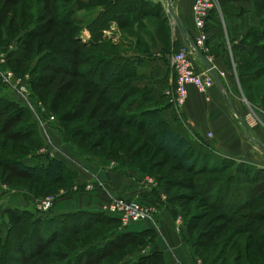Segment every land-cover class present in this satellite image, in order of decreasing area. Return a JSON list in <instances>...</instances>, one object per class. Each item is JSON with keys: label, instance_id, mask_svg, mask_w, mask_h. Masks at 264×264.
I'll use <instances>...</instances> for the list:
<instances>
[{"label": "trees", "instance_id": "trees-1", "mask_svg": "<svg viewBox=\"0 0 264 264\" xmlns=\"http://www.w3.org/2000/svg\"><path fill=\"white\" fill-rule=\"evenodd\" d=\"M0 1V37L4 34L6 40L11 37L10 35L12 33L18 31V29H15L18 25L17 18L21 21L20 28H22L26 24L25 17H31L32 12L30 11V14H28L26 11L21 13L17 10L9 15V12L17 3L9 5V0ZM240 1L254 3L256 16L260 18L261 24L260 28H251L248 31L247 35H252L254 40L250 44L251 50L249 54H241L238 57L240 59H236L238 69L239 66H242L243 60H245V65L250 66L264 62V0H225L224 6L221 5L222 12L224 11L230 17L234 16L238 10L240 12L244 8L240 5L238 7L239 9L235 10L233 7H229V5L230 3ZM108 2L106 4L104 1L93 2L94 4L104 6L98 14H95V20L105 17V21L98 28L93 25L95 20L89 24L92 34V40L89 42V46L92 47V50L91 53L84 54L85 57H83L82 53L76 47L66 45L73 37L79 39L74 32V27H71L72 23L76 22L74 18H71L74 11L70 8L67 11H63V13L58 12L53 9L54 7L46 5L47 3H45L43 7L39 8L38 15L41 14L40 19L46 20L45 22L47 23H36L35 26H38L36 30L31 29L19 38V42H22V45H20L18 51L20 49L23 51L20 52L18 58L20 59L27 55L34 38H43L44 36L50 35L49 40H47L49 41V48L47 47L44 56H48L52 62L56 61L57 64L62 60H67L70 63H67L64 67H59L56 63H48L49 65L45 68L46 70H51L53 74L38 73L34 84L38 88L49 89L50 96L48 100L52 106L57 103L61 105L65 98L72 99L64 103L65 108H63L62 116L64 114L65 117L63 116V120H73L84 116L85 106L92 102L97 92L102 94L101 97L104 96L108 104L106 106H99L96 102L97 104L92 107L90 111L91 116L88 119H85L84 122L78 125L72 126L71 129L69 127L66 129L68 134L75 136L76 134L91 136L100 132L98 139L89 143V150L80 147L67 133L65 140H71L84 153H92V150L103 146L107 142V137L110 134L121 132L123 123L131 125L132 127L136 126L140 130L143 128L144 134L148 133L152 136L151 142L155 144L156 150H159L160 153H166L169 157L177 160L193 174L189 179L191 183L187 187L203 196L201 198L205 200L203 206L220 209L221 212L217 216V219L226 220L227 222L226 225L221 227L222 229L220 231L216 230L215 227L214 229L209 228L211 229L210 231L199 233V242L195 243V245L201 247L209 246L210 243L215 241V237H218L224 229L231 226L230 231L222 239L218 240L219 249L217 246H214V249H212L213 251L218 249V251L215 257L211 258V264H217L219 262V264H240L243 259L250 258L256 246L261 245L264 240V169L251 166L247 161L221 158V156L207 149L205 145L197 141H191L188 137L189 133L183 126V128H179L169 123L167 124L160 117L161 111L159 108L152 110L141 108L144 100L142 99L139 102L137 97L130 100L125 108L126 111L140 109V113L127 115L126 111H124L121 116L114 115L113 117H107L108 112L111 110L118 111L121 103L128 100L131 95L133 96L138 88L133 84L132 74L128 71V69H134V66L132 67V63H130L128 58L122 55V51L120 54H117L116 52L112 53L106 50H96H99L103 46L101 45L102 42L110 38V36L105 35V31L112 26V23H115L119 29H123L127 26L126 18L128 12L134 11L136 7L142 10V7H139L140 0H108ZM26 7L27 3L22 1L21 8L25 10ZM47 8H50V12L46 11ZM233 11H235V14H232ZM138 12L140 11L138 10ZM155 16L158 17L159 14H155ZM122 18V24H120L119 19ZM41 41L37 43V46L43 44ZM81 57L82 59L85 58L83 61H94L92 65L95 66V70H92L91 67L89 71L84 69L78 70L75 67L69 66V64L73 66L80 65V61H82ZM245 57L249 58L245 59ZM254 73L263 74L264 64L259 66ZM59 74H63V76L66 74L73 78H79V76L86 78L85 82L87 85L82 88L79 87V94L74 98V96L69 95L72 88H77V82L73 79L66 80L63 77L57 85L50 88L51 84L58 80ZM102 100H104L103 97ZM6 101L8 103L3 108H7L6 111L10 110V112L5 119L3 118L0 121V134L6 136L2 142L1 149L5 150L7 148L5 153L10 152V154L14 155L7 156V154L0 152V165L4 167L9 165L17 168V172L26 176L31 180V183L35 182L43 186L47 184L50 186L52 184L51 187L55 186L56 191L63 186H71L73 184V176L67 171L64 161L50 157L46 164L29 165L24 161L22 156L15 155L14 152L18 148L17 142L26 141L30 138L33 125L29 127L21 125L13 131H8L5 121L6 118H9V121H19L21 116L28 111L24 106H19L15 101ZM1 109L2 107L0 106V115L3 114ZM100 110H102V115L97 119L95 116ZM92 120L95 121L92 122ZM84 124H88L90 127H87L91 130L88 134H86L88 130H86ZM19 133L22 136H18ZM7 140H12V144L8 146ZM194 145H196L197 149ZM22 146L25 149L27 145L21 144L19 147L22 148ZM203 147L205 149L204 152L200 150L201 148L203 150ZM206 153L210 154V156ZM110 155L112 154L110 153ZM140 170L144 172L143 169ZM224 172L227 174L224 175ZM26 194L28 193L26 192ZM24 197L30 203H33L31 197L27 195H24ZM194 199V196L190 197L189 202ZM9 210L11 211L8 213H12L10 215V227L5 239L0 236V248L2 249L0 251V264H14L16 262L20 264H31L28 260L43 256L45 252L47 254V251H45L46 247L57 238H65L67 234L77 235L81 232H89L96 224L121 225L117 217L105 211L84 210L53 214L51 213L53 208L48 212H41L35 207L31 209L28 206L24 208L12 206ZM36 213L38 214L37 216ZM202 217V215L198 214L195 218H191V220H202ZM194 223L191 222L192 225ZM195 224L193 229L197 228ZM105 235L98 242L101 243L104 241V244H96V241L76 249L73 258H71L73 260L72 264H99L105 258L111 257L115 253L123 250L127 244L145 246L147 242L152 241L154 238L153 231L134 232L116 230L112 231L110 235ZM186 238L188 239V236ZM187 241L193 248L195 256H197L195 245H192L189 239ZM70 244L75 246V243ZM50 253L52 255H58L55 249ZM62 254L66 257L70 255L65 251H62ZM131 257L132 262L129 259L120 264H154V261L155 264L156 261H158V264H163L164 261L161 252H140L135 256L131 255ZM154 257H157V260ZM228 259H232V263H227Z\"/></svg>", "mask_w": 264, "mask_h": 264}, {"label": "rangeland", "instance_id": "rangeland-1", "mask_svg": "<svg viewBox=\"0 0 264 264\" xmlns=\"http://www.w3.org/2000/svg\"><path fill=\"white\" fill-rule=\"evenodd\" d=\"M22 1H25L27 3V7L25 10L21 8ZM94 1L95 3H97V1H104L105 4L108 2V0H9V5H13L14 3H17V5L11 9L9 15H11L13 11H17V10L21 13L23 11H26V13L28 14H30L29 13L30 11L32 13H31V17L30 16L25 17L26 24L22 28H20L21 21H19L17 18L18 25L17 26L15 25L16 26L15 29H18V31L12 33L10 35L11 36L10 38L5 40L6 37L4 34H2L0 37V54L5 56V69L11 71L16 78L19 79H23L25 77L29 78L28 83H29L30 97L33 100L38 99L42 101L47 111L53 114L56 118L55 122L52 123V126L55 128V130H53L55 134L57 135L61 134L64 140L67 137V135L71 136L70 138L76 141L80 145V147H82L85 150H89L88 149L89 143L97 140L100 132H97L95 133V135H91V136L90 135L82 136L79 134H76L75 136L73 134H68L66 129L67 127L71 129L72 126L78 125L79 123L84 122L85 119H88L91 116L90 111L95 104L98 103L99 106L108 105L104 96H102L104 99L102 100L101 97L102 94L100 92H97L92 102H90L87 106H85L86 108H85L84 116H82L81 118L64 121L63 116L65 117V115L63 114L62 116L63 108H65L64 103L72 99L65 98L61 105H58L57 103L56 105L52 106L48 100L50 96L49 89L38 88L34 84L35 79H37L38 73L44 72L46 74H53L51 70L49 69L46 70L45 67L49 65L48 63L54 64L56 63V61L52 62L48 56H44L47 47L49 48L48 46L49 41L47 40H49L50 35L44 36L43 38H38V37L34 38L32 45L29 49V52L23 58L20 59L18 58L20 52L23 51L22 49L18 51V49L20 45H22V42H19L20 37H22L25 33H27L31 29L36 30L38 28V26H35L36 23H47L45 22L46 20L40 19L41 14L38 15L39 8L43 7L44 4L47 3L46 5L54 7L53 9L58 12L63 13V11H67L70 8L72 9V11H74V13H72L71 15V18H74L76 22L72 23L71 27H74V32L76 33L77 38L79 39L73 37L70 42L66 43V45L76 47L77 50L80 51V53H82L83 57H85L84 54H89L91 53L92 50V47L89 46V42L92 40V36H91L92 34L90 32L89 24L93 20H95V14H98L99 11L104 7L99 4H94L93 3ZM219 2L220 5L224 6L225 0H219ZM245 2H250V1H240L237 3H230L229 7H233L235 10H237L239 9L238 7L241 4H244ZM250 3L253 4L254 10H253V15H250L249 19L247 18L246 15L243 16L244 13L246 12L245 8L243 10H240V12H238L239 11L238 10L236 14L235 11H233L232 14L235 15L231 17L228 14H226L224 11L223 14L217 13V11H215L211 15V18L214 17L215 20V22L212 21L213 22L212 24H219V29L222 32L223 36H224V32H227L229 33L230 36H232L233 29H235L233 27L234 23H237L238 25H244L247 21L251 23L252 20L255 22L254 24L249 26L250 27L249 29L260 28L261 20L260 18H257L256 12H254L255 11L254 3L253 2ZM139 5H140L139 7H142V10L136 7L134 11L128 12L126 18L127 26L125 28L119 29L118 26H115L116 25L115 23H112V26L105 31V35L110 36V38L102 42L101 45L103 46L96 51L106 50L107 52H112V53L116 52L117 54H120L122 49L125 48V47L123 48V46H131L134 47L135 50L137 48L140 51L148 52L151 51L152 48H156L158 43H161L162 51L164 53L171 52L172 56H174L179 52L181 46L178 45V43L175 40V36L173 34L175 32L178 33V30L168 11V0H140ZM138 10L140 12H138ZM46 11L50 12V8H47ZM155 14H159V16L157 17L155 16ZM222 16H224L225 24L221 20ZM261 19H263V17H261ZM122 20L123 18L119 19L120 24H122L121 23ZM104 21H105V17H101L100 19L95 20L93 25L97 26L98 28L101 25V23H104ZM236 29H235L234 40H237L239 38L243 40L245 34L237 33ZM227 33H225V35ZM211 38L212 37L209 36V32H207V37L205 39L203 51L202 50L201 51L214 55L217 54L220 55V53L222 52L221 54L224 57V60L226 62L227 61L231 62L230 60L231 53H228L227 49H226L227 50V54H226V50L221 51V49H219L218 51L215 47L211 49V47L208 46V42L211 40ZM253 40H254L253 36L250 35L246 38L245 43L249 44ZM40 41L43 42V44L37 46V43H39ZM192 51H190L189 56L192 61L193 67L196 70H198L195 63V55L193 53L194 51L193 52ZM84 59L85 58H83L82 61ZM82 61H80V65L78 66H73L71 64H69V66L75 67L78 70L84 69L89 71L90 67L92 68V70H95V66L92 65L94 61H83V62ZM67 63L70 62H68L67 60L66 61L62 60L59 62V64L56 63V65H58L59 67H64V65H67ZM231 66L232 65H230V68ZM225 67H227V65ZM63 77L66 80L73 79L77 82L76 84L77 88H75L76 90L72 88L71 92L69 93V95L74 96V98L79 94L78 92L79 87L82 88L87 85L85 82L86 78L83 77L81 78L80 76L79 78H73L72 76H68L66 74H64V76L63 74H59L58 80L55 81L53 84H51L50 88H53L55 85H57L59 80L62 79ZM171 96H172L170 97L171 100L170 105L172 106L171 113L174 114V118L173 121H171V123H173V125L177 127H181L179 126L182 125V122H180L179 120L181 119V117H178L179 106L175 101V97L173 95ZM16 97L18 101L16 100ZM136 97L137 95L136 96L131 95V97L128 100L121 103L120 109L118 111L115 112V110H111L110 112H108L107 117L110 116L113 117L114 115L121 116L122 113L126 111L125 107L127 103L130 100L135 99ZM1 99H3L2 101H6V100L15 101L19 106H24L28 111L24 113L23 116H21L19 121H9L10 119L6 118L5 121L7 124L8 131H13L18 127H20L21 125H24L25 127H29L30 125H33L31 128L32 133L30 134V138L26 141L20 140L21 142H17L18 148L14 152L15 155H20L25 160L27 158H37L41 155L46 154L47 151L45 148H43L46 142V136L43 131L42 134L44 135L45 138L41 136V132L39 133V128L41 127L40 129L42 128L44 129V127H42L41 124L37 122L33 114V110L29 106H27L24 98H22V95L18 91H16V89L11 85L9 84L5 85L2 83V73L0 72V100ZM143 100L144 103L141 108L148 109L158 106V102L153 97H145ZM2 101H0V106L2 107L1 112H3V114L0 115V121L3 118L5 119V117H7L10 112V110L6 111L7 108H3L8 102L7 101L2 102ZM165 101L167 103V99H160L161 105H165L162 104L165 103ZM140 111H141L140 109H135V110L126 111V113L128 115L131 113H140ZM101 115H102V110H100L95 117L98 119L99 117H101ZM93 121L95 120H92V122ZM84 125L86 126V130H88L86 134H88L91 131L90 129L87 128L89 127V125L88 124H84ZM53 131L52 133H54ZM143 132H144L143 128L142 130H140L136 126L132 127L131 125H127L123 123L121 126V132L110 134L107 137L108 138L107 142L103 146L98 147L95 150H92L91 152L94 155L111 157L117 162L123 164L124 166L127 165L130 167L143 169L144 172L148 174V176L158 181L161 188L163 189V192L167 197V200L175 206L176 213L180 216V219L182 221L184 233L186 236H188V239L192 243V245H195V243L199 242V236H198L199 233L210 231L215 227L216 230L220 231V229H222L221 227L227 224L226 220L217 219V216L219 215L221 210L218 208H211L210 206L209 207L203 206V203L205 201L204 198L201 199L203 196L197 194L195 190L187 187V185L191 183L189 179L193 174L190 173L187 168H184L182 164H180L177 160L169 157L166 153H160L159 150H156L155 144L151 142L152 136L148 133L144 134ZM19 135L22 136L20 133L18 134V136ZM5 137L6 136L4 134H0V152H2V154H7V156H12L14 154H10L9 151H8L9 153H5V151H7V148L5 150L1 149V145L3 140H5ZM7 141H8V146L12 144V140H7ZM67 142H72V141L67 140ZM21 144L27 145L25 149L24 146H22L23 149L19 147ZM194 146L197 149L196 145ZM111 148H112V152H111ZM200 150L202 152L205 151L204 147L203 150L202 148ZM110 153L112 155H110ZM257 153H258L257 160L254 161L248 160L247 162L250 163L251 166L264 169V152L257 147ZM208 156H210V154H208ZM241 161H245V160H241ZM196 164L200 165L198 163ZM16 169L17 168H13L9 165L5 167L0 165V182L2 184L7 185L10 190L14 191V193L11 195L9 194L5 195V197L1 199V203H0V236L3 239L6 238L8 229L10 227V215L12 213H8L9 211H11L9 210V208L12 206H17L18 204V201L15 198V194L17 195L20 194L25 196L27 195L31 197L33 199V203H30L28 199L24 197L28 202V207L31 209L32 208L34 209L33 205L37 200L45 199L47 197H54L56 199L57 191L55 190V186L51 187L52 184H50V186H48L49 184L43 186L35 182L31 183V180H29L26 176H23L22 173L17 172ZM223 174L225 175L227 173L224 172ZM26 192L28 194H26ZM193 196L195 197V199L189 202L190 201L189 198ZM51 213H53V211ZM198 214L203 216L202 220H198V219H196L195 221L191 220V218H195V216H197ZM37 215L38 214L36 213V216ZM191 222H195L196 224L195 223L194 224L197 225V228L193 229L194 224L192 225ZM230 229L231 226L227 227L223 231L221 230L222 231L221 234L218 237H215V241L210 243L209 246L207 247H201L199 245L194 246L196 255L203 260L204 264H211V258L215 257L219 249L218 240L222 239L230 231ZM116 230L123 231L127 229H123L122 226L119 224H113V225L96 224L89 232H81L77 235L67 234L65 238L61 237L53 240L46 247L45 251H47V254L45 252L43 256H38L33 260L31 259L32 261L28 260V262L31 264H72L73 260L71 258H73L76 249L81 248L83 245L94 243L96 241H97L96 244H100V245L104 244V241L98 243L101 241L100 238L103 237V235L105 234L110 235L112 231H116ZM24 237H28V236H24ZM70 243H75V246H72ZM214 246H217L218 249L216 248L217 250L213 251L212 249H214ZM54 249L57 251L58 255H52L50 253ZM1 250L2 249L0 248V251ZM62 251L68 252L71 256L70 255L68 257L64 256V254H62ZM146 251L147 248L145 246L139 244H127V246H125L123 250H121L118 253H115L111 257L105 258V260L101 261L99 264H120L122 262L131 259L132 258L131 255L135 256L140 252L146 253ZM154 258L155 260H157V257ZM227 263H232V259H228ZM14 264H20V263L16 262ZM156 264H158V261H156ZM240 264H264V240L263 243H261V245L256 246L250 258L243 259Z\"/></svg>", "mask_w": 264, "mask_h": 264}, {"label": "crops", "instance_id": "crops-1", "mask_svg": "<svg viewBox=\"0 0 264 264\" xmlns=\"http://www.w3.org/2000/svg\"><path fill=\"white\" fill-rule=\"evenodd\" d=\"M172 2L188 29L190 39L193 41L200 33L192 10L194 0H172ZM241 5L246 10L243 16L246 15L249 19V16L253 15V4L245 2ZM221 20L225 24L224 16ZM212 21L215 22L214 17L209 19L207 27V32L212 37L208 46L211 49L215 47L218 51L219 49L221 51L227 49L228 53H231V62L224 60L222 52L220 55L203 53L220 72L227 93L242 117H237L235 112L231 110L225 95L216 83L205 92L200 91L195 85L189 84L187 98L178 112V117H181L179 120L182 122L179 128L184 127L189 133L188 137L191 141L205 145L207 149L221 156V158L254 161L258 159V146L247 137L242 121L247 123L250 134L264 144V73H254L264 62L250 66L245 65V60H243L242 66H239L238 69L236 59H240L238 57L241 54H249L251 43L246 44L245 41L250 30L249 26L255 21L251 20V23L247 21L244 25L234 23L233 27L237 28L236 32L245 34L243 40L240 38L234 40L235 29H233L232 36L227 32H224L223 36L219 24H212ZM177 30L178 33L173 34L178 45L182 47L189 41L183 37L178 27ZM225 33L227 34L225 35ZM123 48L122 55L128 58L132 67L134 66V69H128L132 74L133 84L138 88L133 96L137 95L139 102L145 97L155 98L158 106L148 109L159 108L160 117L167 124L173 125L171 121H173L174 114L171 113L172 106L170 105V97L174 95L173 88H175L172 53H164L161 43H158L156 48H152L148 52L140 51L137 48L135 50L131 46H123ZM193 53L198 70L208 69L196 50ZM247 58L249 57H245V59ZM226 65L227 67H225ZM230 65H232L231 68ZM160 99H167V103L165 101L162 103L165 105H161ZM40 128L41 136L45 138L42 131L46 136L43 148L46 149L47 153L37 158L25 159L27 164H46L50 157H55L64 161L67 171L73 176V184L85 185L96 179H101L108 186L106 190H94L86 193L73 191V186L59 188L56 192L53 214L84 210L105 211L104 206L114 196L137 197L145 202L158 203L159 211L154 219L136 222L127 230L134 232L153 231V240L145 244L146 253L161 252L164 259L163 264H193L194 250L187 241L180 216L176 213L175 206L167 200V197L166 200H161L165 193L158 181L156 186L152 185L148 181V174L139 168L124 166L108 156L84 153L74 143L64 140L61 134H55L53 131L55 128L52 125L46 130ZM15 198L18 201L17 206H28L24 195L15 194Z\"/></svg>", "mask_w": 264, "mask_h": 264}, {"label": "built area", "instance_id": "built-area-1", "mask_svg": "<svg viewBox=\"0 0 264 264\" xmlns=\"http://www.w3.org/2000/svg\"><path fill=\"white\" fill-rule=\"evenodd\" d=\"M192 10L196 26L200 30L199 35L195 37L193 42L198 49L203 51V46L207 37L209 19L215 11L220 14L222 13L221 5L219 0H194ZM192 50L194 51L195 48L190 42H188L180 48L179 52L175 54L172 59V67L175 74L173 96L175 97V101L179 108L184 104L187 98V87L189 84L195 85L203 92L215 85V78L209 69L199 71L193 67L189 56L190 51ZM0 72L2 73V83L5 85H11L22 95L27 106L33 110L35 119L42 127L47 129L53 122H55V116L47 111L43 102L38 99L33 100L30 97L29 78H16L11 71L5 69V56L2 54H0ZM148 181L152 185H157V181L150 176L148 177ZM107 188V183L101 179H96L85 185L74 184L72 187L73 191L81 193L92 192L94 190H106ZM13 193V190H10L7 185L0 182V203L5 195H11ZM55 200L54 197L40 199L34 203V207L41 212H48L54 207ZM161 200H166V196L162 195ZM104 210L108 214L117 217L120 220L123 229H128L136 222L154 219V216L159 211V205L158 203L145 202L137 197L114 196L104 206ZM193 264L204 263L200 257L195 256Z\"/></svg>", "mask_w": 264, "mask_h": 264}, {"label": "water", "instance_id": "water-1", "mask_svg": "<svg viewBox=\"0 0 264 264\" xmlns=\"http://www.w3.org/2000/svg\"><path fill=\"white\" fill-rule=\"evenodd\" d=\"M168 11L169 14L171 15V18L173 19V22L175 23V25L179 28L180 32L182 33L183 37L185 39H187V41H189L193 47L195 48L196 52L198 53V55L201 57V59L203 60V62L205 63V65L207 66V68L209 69V71L212 73V75L215 78V83L218 86V88L223 92V94L225 95L228 105L231 108V110L233 112H235V114L237 115V117L241 118V114L239 113V111L237 110L235 104L233 103L232 99L230 98V96L227 93L226 87L224 85V82L222 80L221 74L220 72L215 68V66L211 63L210 59L200 50L196 47V45L194 44V42L190 39L189 37V32L188 29L183 21V19L179 16V14L176 12L173 2L172 0H168ZM243 119V118H242ZM244 123L245 126V130L247 133V137L252 140L254 143L257 144V146L259 147V149L261 151L264 152V144L262 142H260L259 140L255 139L249 131L248 125L245 123V121H242Z\"/></svg>", "mask_w": 264, "mask_h": 264}]
</instances>
